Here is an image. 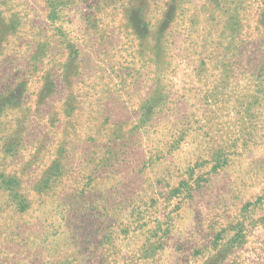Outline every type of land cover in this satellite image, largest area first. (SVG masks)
Returning <instances> with one entry per match:
<instances>
[{"label": "rangeland", "instance_id": "1", "mask_svg": "<svg viewBox=\"0 0 264 264\" xmlns=\"http://www.w3.org/2000/svg\"><path fill=\"white\" fill-rule=\"evenodd\" d=\"M0 264H264V0H0Z\"/></svg>", "mask_w": 264, "mask_h": 264}]
</instances>
